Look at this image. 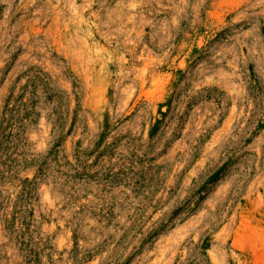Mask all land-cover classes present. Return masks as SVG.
<instances>
[{
    "label": "rangeland",
    "instance_id": "rangeland-1",
    "mask_svg": "<svg viewBox=\"0 0 264 264\" xmlns=\"http://www.w3.org/2000/svg\"><path fill=\"white\" fill-rule=\"evenodd\" d=\"M0 264H264V0H0Z\"/></svg>",
    "mask_w": 264,
    "mask_h": 264
}]
</instances>
